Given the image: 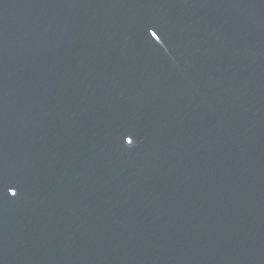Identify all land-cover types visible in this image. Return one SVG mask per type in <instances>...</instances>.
Listing matches in <instances>:
<instances>
[{
    "label": "water",
    "instance_id": "1",
    "mask_svg": "<svg viewBox=\"0 0 264 264\" xmlns=\"http://www.w3.org/2000/svg\"><path fill=\"white\" fill-rule=\"evenodd\" d=\"M0 264H264V0H0Z\"/></svg>",
    "mask_w": 264,
    "mask_h": 264
}]
</instances>
